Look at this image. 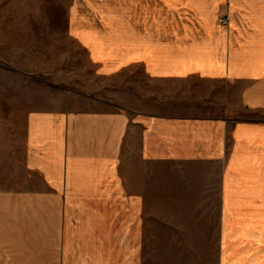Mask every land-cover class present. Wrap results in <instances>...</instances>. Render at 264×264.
<instances>
[{
	"label": "crops",
	"instance_id": "crops-1",
	"mask_svg": "<svg viewBox=\"0 0 264 264\" xmlns=\"http://www.w3.org/2000/svg\"><path fill=\"white\" fill-rule=\"evenodd\" d=\"M64 22L93 77L161 89L26 114L0 264H264V0H72Z\"/></svg>",
	"mask_w": 264,
	"mask_h": 264
},
{
	"label": "rangeland",
	"instance_id": "rangeland-1",
	"mask_svg": "<svg viewBox=\"0 0 264 264\" xmlns=\"http://www.w3.org/2000/svg\"><path fill=\"white\" fill-rule=\"evenodd\" d=\"M71 1L0 0V190L15 188L24 176L22 143L30 110L60 105L64 92H71L77 106L98 100L124 107L134 105L135 93L160 92L161 84L140 78L138 70L93 77L84 54L65 34ZM179 261L207 264L212 257Z\"/></svg>",
	"mask_w": 264,
	"mask_h": 264
},
{
	"label": "built area",
	"instance_id": "built-area-1",
	"mask_svg": "<svg viewBox=\"0 0 264 264\" xmlns=\"http://www.w3.org/2000/svg\"><path fill=\"white\" fill-rule=\"evenodd\" d=\"M218 22L220 23L221 26H226L227 25V19H226V17H220L218 19Z\"/></svg>",
	"mask_w": 264,
	"mask_h": 264
}]
</instances>
